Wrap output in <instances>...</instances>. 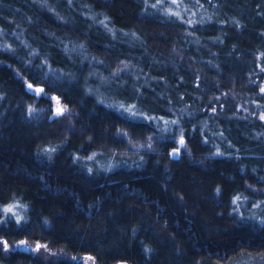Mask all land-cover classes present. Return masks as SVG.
Segmentation results:
<instances>
[{
    "label": "trees",
    "instance_id": "1",
    "mask_svg": "<svg viewBox=\"0 0 264 264\" xmlns=\"http://www.w3.org/2000/svg\"><path fill=\"white\" fill-rule=\"evenodd\" d=\"M262 87L264 0H0V208L21 210L0 214V241L22 247L0 243V264L264 252ZM53 98L68 133L47 118Z\"/></svg>",
    "mask_w": 264,
    "mask_h": 264
},
{
    "label": "snow or ice",
    "instance_id": "2",
    "mask_svg": "<svg viewBox=\"0 0 264 264\" xmlns=\"http://www.w3.org/2000/svg\"><path fill=\"white\" fill-rule=\"evenodd\" d=\"M69 2L71 3V0H69ZM163 2H167V0H157L158 4L163 3ZM172 3H176V0H172ZM156 6L157 5H153V7H156ZM171 14L179 16V13H171ZM101 23L103 24L104 21H101ZM5 50H7V49H5ZM33 54H35V53H33ZM47 75H48V73L45 74L46 77H47ZM114 75H115V73H114ZM26 91H28L30 94H32L34 96H46L47 95L44 92V89H42V88H35L33 90V85L32 84H28L27 85ZM260 91L262 93H264V87H262L260 89ZM53 99H56L57 104H56L54 116L52 118H55V117H58V116H63L66 113V111H67L66 108L60 106V102H59L58 98H53ZM109 107H115L116 110L120 113V115L122 117H124L125 119H127L128 121H130V122H135L137 120H142V119H146V120L151 121L152 119H154V118H151V117L143 116L141 113H139L135 109L134 105L129 106L127 108H125V106L123 104H120L119 106L110 105ZM34 111H35L34 109H31V108L29 109L30 114L32 112H34ZM125 114H127V115H125ZM261 119L264 120V115L261 116ZM165 123H166V125H176V124L179 123V121L178 120L177 121H168V122H165ZM164 130L168 131L169 129L166 127ZM118 134L121 135V136L127 135L126 133H118ZM178 143H179L180 147L174 148L172 150V152L170 153V155L173 156L174 158L176 156H178L181 148H183L185 146V140H184V137H183V133H181ZM137 147L138 148H142V147H144V145H138ZM148 147L151 148V144H149ZM216 154L219 155L220 153L218 152ZM94 155H95V153L93 154V156ZM89 159H92V157H89ZM216 192H217V194H219L220 189L217 188ZM238 200H240V196L239 195L233 197V200H232L233 205H237V201ZM18 206L21 207V208L25 207L24 205H18ZM15 207H17V205L4 206V207L0 208V214H3L6 218L10 219V217H8L7 214H9V213L14 214ZM237 210H238V207L233 209L234 212L237 211ZM22 219H23L22 217H19V216L17 217V225H19L21 223ZM2 223H4V221L0 220V224H2ZM0 243L4 244L5 250L8 249L9 245L7 244L6 241H0ZM20 243L23 244L24 241H21ZM41 247H46V246L45 245H40V244L36 245V249L37 250H39ZM88 259H92V257H88Z\"/></svg>",
    "mask_w": 264,
    "mask_h": 264
},
{
    "label": "rangeland",
    "instance_id": "3",
    "mask_svg": "<svg viewBox=\"0 0 264 264\" xmlns=\"http://www.w3.org/2000/svg\"><path fill=\"white\" fill-rule=\"evenodd\" d=\"M187 15L189 18L193 19L196 17L197 13L194 11H187ZM27 85L25 88H27ZM35 88H39V87L33 86V90ZM56 104H57L56 99H52V102L50 103L49 108H48V113L46 114L47 118L52 120L53 123H55L57 125L58 131H62L63 134L68 133L70 130V125H71L70 122L66 123V122L59 120L60 119L59 117H67V115H66L67 111L63 116H58V117L52 118L54 116V113H55ZM60 106L65 107L67 110V107L64 106L61 102H60ZM124 106H125V108H127L130 105L129 106L124 105ZM35 111L38 113H41V110L37 109ZM65 119H63V120H65ZM46 150L49 151L48 148H46L45 151ZM90 157H93V162L96 161L97 163H98V161L103 160V162L101 163V165H103V166L101 168H103L104 170H110L113 166H119V164L122 163V161L115 159L114 157H108V156H104V155H99V156L90 155ZM14 213L16 216L21 215V210L18 208H15ZM7 244L9 245L8 249L5 250V248H3L1 250V252H2L1 254H5L7 251H9V249H21L22 248L21 245H18V244H12V245L9 243H7ZM23 246H25L30 251L31 254H35V252H37L36 246H34L33 243L30 244L28 242H24ZM46 253H48V252H46ZM58 256H60V254H58ZM47 258H48V256H47ZM222 264H264V252H242V253L238 254L237 256L232 257V258L222 262Z\"/></svg>",
    "mask_w": 264,
    "mask_h": 264
},
{
    "label": "flooded vegetation",
    "instance_id": "4",
    "mask_svg": "<svg viewBox=\"0 0 264 264\" xmlns=\"http://www.w3.org/2000/svg\"><path fill=\"white\" fill-rule=\"evenodd\" d=\"M23 253L25 255H28V253L31 254L30 251L27 248H25V250L23 251ZM41 261H42V259H41ZM79 263L80 264H93V261L91 259H85L84 261H80Z\"/></svg>",
    "mask_w": 264,
    "mask_h": 264
}]
</instances>
